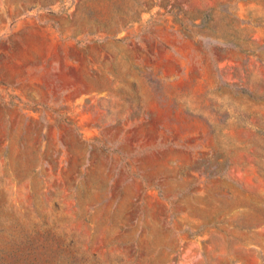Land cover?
Here are the masks:
<instances>
[{
	"label": "rangeland",
	"instance_id": "rangeland-1",
	"mask_svg": "<svg viewBox=\"0 0 264 264\" xmlns=\"http://www.w3.org/2000/svg\"><path fill=\"white\" fill-rule=\"evenodd\" d=\"M0 264H264V0H0Z\"/></svg>",
	"mask_w": 264,
	"mask_h": 264
}]
</instances>
